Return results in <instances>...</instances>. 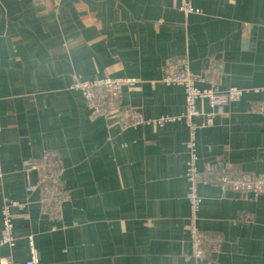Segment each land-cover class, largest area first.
Returning a JSON list of instances; mask_svg holds the SVG:
<instances>
[{"label":"crops","instance_id":"1","mask_svg":"<svg viewBox=\"0 0 264 264\" xmlns=\"http://www.w3.org/2000/svg\"><path fill=\"white\" fill-rule=\"evenodd\" d=\"M192 1L210 12L180 0H0V228L5 204L26 216L0 255L24 261L32 237L41 264H264V194L204 179L193 210L184 88L162 80L186 58L201 80L239 87L224 115L195 118L198 166L264 175V0ZM106 76L139 78L121 101L143 123L93 116L69 88ZM49 150L70 195L58 218L24 163ZM194 226L210 238L200 258Z\"/></svg>","mask_w":264,"mask_h":264},{"label":"built area","instance_id":"2","mask_svg":"<svg viewBox=\"0 0 264 264\" xmlns=\"http://www.w3.org/2000/svg\"><path fill=\"white\" fill-rule=\"evenodd\" d=\"M181 8L187 12H210L207 8L197 7L192 0H180ZM162 80L168 84H179L184 87L185 112L183 118L192 129V137L189 141L191 158L189 161L188 177L190 187L188 197L193 210H198L201 205V197L198 186L201 181L210 180L219 183L224 189H234L243 192L246 196H260L264 194V175L252 172H239L228 169L223 164H214L206 171L198 166L196 152L195 130L200 125L195 118L204 116L206 120L202 124L207 125L217 116L224 115L231 101L239 97L242 90L237 86L221 88L215 81L204 79L191 68L189 60L178 58L170 60L164 68ZM139 78L133 76H106L95 79L76 78L71 87L81 90L87 100L94 116H109L117 112L123 125L143 123L146 119L141 110L125 105L121 101L124 87L129 83H136ZM205 100L207 109L202 111L199 102ZM2 123L0 120V144ZM24 163L38 173L39 188L41 191L42 210L52 218L62 215L65 202L69 199V192L61 184L63 162L55 150H49L37 159H25ZM30 186L29 189H33ZM3 224L0 228V243L14 244L13 227L17 220H25L24 215H15L9 205L2 206ZM208 235L198 226L191 229V241L194 245V254L200 258L204 255L209 243ZM30 256L22 262H17L10 255H0V264H41L39 251L33 238L29 239Z\"/></svg>","mask_w":264,"mask_h":264},{"label":"rangeland","instance_id":"3","mask_svg":"<svg viewBox=\"0 0 264 264\" xmlns=\"http://www.w3.org/2000/svg\"><path fill=\"white\" fill-rule=\"evenodd\" d=\"M76 79V77L73 79V81L70 83V86H69V88L70 89H74V90H78V89H75V88H72L71 87V85H72V83L74 82V80ZM83 79H89V78H83ZM91 79V78H90ZM184 88V87H183ZM81 91V90H80ZM82 92V91H81ZM82 94H83V92H82ZM83 96H84V94H83ZM84 99H85V97H84ZM203 101H205V100H203ZM85 102H86V104L88 105V107H89V109H90V111H91V108H90V106H89V104H88V102H87V100L85 99ZM206 102V101H205ZM200 106V105H199ZM200 108H201V106H200ZM207 109V103H206V107L205 108H201V110L202 111H205ZM92 113V112H91ZM117 114V113H116ZM93 115V114H92ZM94 116V115H93ZM117 116H118V114H117ZM119 118V117H118ZM29 248H30V246H29Z\"/></svg>","mask_w":264,"mask_h":264},{"label":"water","instance_id":"4","mask_svg":"<svg viewBox=\"0 0 264 264\" xmlns=\"http://www.w3.org/2000/svg\"><path fill=\"white\" fill-rule=\"evenodd\" d=\"M245 40H246V41H245V44L247 45V44H248L249 37H246Z\"/></svg>","mask_w":264,"mask_h":264}]
</instances>
